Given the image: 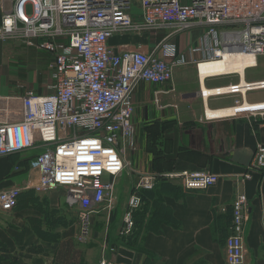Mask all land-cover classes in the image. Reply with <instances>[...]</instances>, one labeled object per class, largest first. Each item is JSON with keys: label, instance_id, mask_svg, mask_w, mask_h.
<instances>
[{"label": "built area", "instance_id": "built-area-1", "mask_svg": "<svg viewBox=\"0 0 264 264\" xmlns=\"http://www.w3.org/2000/svg\"><path fill=\"white\" fill-rule=\"evenodd\" d=\"M0 11V41L20 42L51 56L46 93L20 85L24 94H0V157L35 151L30 166L37 173L36 181L23 187L0 188V211L13 209L22 189L62 188L68 207L78 214V240L84 242L95 214L106 211L110 221L115 213L117 180L126 170L138 179L124 202L123 236L134 231L143 190L170 182L194 192L218 183L219 175L204 170L142 173L133 167L130 154L138 150L134 93L142 83L170 84L174 71L188 65L198 68L233 54L264 56V0H0ZM194 28L202 29L197 43L180 49L174 37ZM146 32L159 38L149 51L116 50L109 43L115 35ZM252 88L230 85L209 95ZM232 109L264 114L246 103ZM204 113L210 117L208 109ZM252 165H264V144L257 145ZM250 178L247 170L242 181ZM249 212L247 195L235 196L226 264H245ZM97 264L121 263L102 258Z\"/></svg>", "mask_w": 264, "mask_h": 264}, {"label": "crops", "instance_id": "crops-1", "mask_svg": "<svg viewBox=\"0 0 264 264\" xmlns=\"http://www.w3.org/2000/svg\"><path fill=\"white\" fill-rule=\"evenodd\" d=\"M134 14H139L138 5ZM1 17L0 11V22ZM185 33L173 39L182 50L197 43L202 29ZM185 36L190 41H185ZM147 38L145 33L119 34L109 43L116 50L149 51L159 38ZM199 71L195 65H188L174 71L170 84L142 83L136 89L138 150L131 155L132 165L142 173L204 170L219 175L218 183L194 192L170 182L152 191L143 190L141 208L148 206L146 223L153 219L135 241L130 239L133 233L123 236L121 230L124 202L134 190L137 175L128 173L127 182L117 188L119 202L110 221L99 213L93 216L90 235L84 242L78 240L81 222L76 210L68 207L64 189H22L13 209L0 211V248L6 247L8 256L2 264H97L102 258H114L121 264H226L225 239L238 194H246L250 202L245 264H264V165H252L257 145L264 144V114L249 116L244 109L235 114L232 109L246 103L264 111V87L260 86L264 82V56H258L256 65H247L242 72L202 79ZM36 72L31 73L36 90L32 89L46 93L47 85L44 90ZM2 74L0 71V94H24L16 77L5 80ZM46 78L42 76L41 81ZM237 84H251L253 88L246 93L209 95L214 88ZM206 91L208 97L203 94ZM205 109L210 117H205ZM34 153L0 157V188L23 187L36 181L37 173L30 166ZM247 170L251 178L242 181ZM159 197L161 204L154 202ZM101 220L105 226L102 231L96 229ZM27 249H34V253Z\"/></svg>", "mask_w": 264, "mask_h": 264}, {"label": "rangeland", "instance_id": "rangeland-1", "mask_svg": "<svg viewBox=\"0 0 264 264\" xmlns=\"http://www.w3.org/2000/svg\"><path fill=\"white\" fill-rule=\"evenodd\" d=\"M146 37H148L147 39L149 40L154 38L149 32L145 33V38ZM185 38H186L185 41L187 42L190 41L189 37L185 36ZM50 57L51 56L46 51L37 49V48L27 47L20 42L4 43L0 41V64H1L0 71L3 73L2 75L5 76L4 79L12 80L13 78L16 77V79H18L19 81L18 82L19 85L23 86L25 89L34 88L36 90V88L33 85L34 78L31 76V73L34 71L35 72L37 71L36 72L37 80L39 83L44 85V90H45V86L50 81V70H49L50 63H51ZM2 66H5V68L3 69ZM45 75L47 76V78L44 81H41V77ZM164 100L166 101V99ZM134 152H131L130 158ZM131 161H132V158H131ZM132 164H133V161H132ZM128 173H130V170H126L123 176L117 180L118 187L127 182L128 176H129ZM105 212H100L99 214L106 216ZM112 215L113 214H111V216ZM101 222L102 220L96 226V229L102 231V230H105L104 229L105 226ZM113 240L119 242L117 238L114 239L113 237ZM12 264H18V263H12Z\"/></svg>", "mask_w": 264, "mask_h": 264}, {"label": "bare ground", "instance_id": "bare-ground-1", "mask_svg": "<svg viewBox=\"0 0 264 264\" xmlns=\"http://www.w3.org/2000/svg\"><path fill=\"white\" fill-rule=\"evenodd\" d=\"M255 62L256 59L253 56H249L245 54H233V55H226L223 60H213V61L203 62L198 68L200 69L199 71L200 76L202 77V79H204L206 76H211L226 72H233V71L242 72L247 65L254 64ZM208 91H206V94ZM210 92L212 93L213 91L211 90ZM231 111H232L231 109L227 111L224 110L225 113ZM221 112H216V113L211 112V114L224 113Z\"/></svg>", "mask_w": 264, "mask_h": 264}, {"label": "trees", "instance_id": "trees-1", "mask_svg": "<svg viewBox=\"0 0 264 264\" xmlns=\"http://www.w3.org/2000/svg\"><path fill=\"white\" fill-rule=\"evenodd\" d=\"M166 184H169V183H166ZM169 185L172 186L171 184H169ZM172 187H174V186H172ZM154 202H156L157 204H161L162 203V200L159 197ZM146 203L148 204V202H146ZM147 207L148 206L145 205V206H143L140 210H138L135 213L136 227H135V230H134L133 234L130 237V239H132V241H135V239L137 238V235L140 234V232L142 230H144L145 228H147L151 224V219H153V217H151L149 219L148 223H146V215H147V212H148ZM152 216H154V214H152ZM0 249H1L0 251H2L4 253L2 255L0 254V264H2V260L7 259L8 256H7V253H6V251H7L6 247H1ZM27 251L30 252V253H34V249H27ZM12 263H16V262L13 261L10 264H12Z\"/></svg>", "mask_w": 264, "mask_h": 264}]
</instances>
